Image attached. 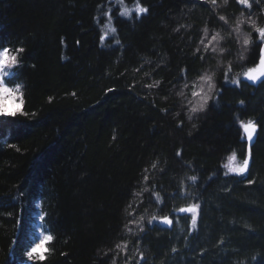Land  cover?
<instances>
[{
  "label": "trees",
  "instance_id": "1",
  "mask_svg": "<svg viewBox=\"0 0 264 264\" xmlns=\"http://www.w3.org/2000/svg\"><path fill=\"white\" fill-rule=\"evenodd\" d=\"M250 4L0 0V44L24 49L10 111L28 113L0 117V264H31L25 249L45 229L43 264H264V80L243 78L264 0ZM133 5L148 11L122 12ZM205 74L219 95L192 113ZM248 120V170L227 172L248 154ZM194 204L195 229L179 212Z\"/></svg>",
  "mask_w": 264,
  "mask_h": 264
},
{
  "label": "snow or ice",
  "instance_id": "2",
  "mask_svg": "<svg viewBox=\"0 0 264 264\" xmlns=\"http://www.w3.org/2000/svg\"><path fill=\"white\" fill-rule=\"evenodd\" d=\"M212 4L216 5V0H211ZM227 0H225V3ZM238 3L240 5H244L245 7L250 8V0H238ZM137 10L139 14H144L148 11L147 8H144L142 6H137ZM121 15H124L121 13ZM219 19L221 21H225L227 23L225 16H220ZM242 23L238 22L237 28L235 31L239 33V24ZM250 27L254 30L255 33L258 34V49H259V57H258V63L254 64V66L248 67L246 71L243 72V76L247 81H251L253 84L260 81L262 78H264V26H260L257 24L256 21L250 22ZM205 34L207 35V30L205 31ZM218 33L215 35H212L211 41H216L218 37ZM211 41H209L208 44H204V41L202 40L201 43L204 44V50L208 51L209 46L211 44ZM254 42L251 40L250 36H246L243 40V44L245 47L249 46L250 44H253ZM24 51L23 48L20 49H9L8 47H4L2 44H0V101H7L9 98L13 99L15 102L22 104L23 103V95L20 92V85L15 84V86H11L13 82L9 81L7 78L10 75L9 71H6V69H13L19 67V53H22ZM199 51V49H197ZM211 51L215 52L216 48L213 46L211 48ZM231 71V65L228 66V70L224 74L225 81L228 80L229 72ZM200 80L205 81L206 88H200L199 91L193 90L191 95L193 98H198L201 103L198 105L194 104L193 101H189V104L192 105L190 108V111L192 113H196L199 111H204L205 107L207 106L209 100L213 98V95H219L218 92L215 91L216 85L213 80L212 75H201ZM232 83L239 85L240 81L237 79H233ZM185 88L188 87V83L185 82ZM193 89H195V83L193 84ZM74 95V94H73ZM51 100V98H49ZM28 115V113H25L22 108L18 109L17 111H8L6 107L0 105V117H15L17 115ZM34 115V114H33ZM189 120L193 119L191 115L188 117ZM240 127L243 130V133L245 134V137L248 142V156L243 160L242 166L239 168L234 169L237 174H243L248 170L249 161L251 159V148L254 141V136L257 132V123L253 120H248L247 123H244L243 121L240 122ZM179 155V153H177ZM155 167V166H154ZM193 180L196 178L193 177ZM145 180H147V176H145ZM252 181H249L251 183ZM157 198L158 197V194ZM199 204H194L192 206L188 207H181L179 209L180 213H191V225L192 228L195 229L197 225V216H198V209ZM40 219L42 221L45 220V216L41 215ZM156 219V217H153V220ZM162 222L167 225H171L173 221L169 219V217L165 216L162 218ZM151 223V221H149ZM54 237L51 235L50 229H45L43 232L40 233L38 242H33L31 245L27 246L25 249V255L28 259V261L31 262V264H43L45 260L48 258V254L52 251V249L49 248V245L53 241ZM119 248L120 245H117ZM175 251V249H173Z\"/></svg>",
  "mask_w": 264,
  "mask_h": 264
},
{
  "label": "rangeland",
  "instance_id": "3",
  "mask_svg": "<svg viewBox=\"0 0 264 264\" xmlns=\"http://www.w3.org/2000/svg\"><path fill=\"white\" fill-rule=\"evenodd\" d=\"M122 12L124 13V14H131V13H138V10H137V5H133V6H129V7H122ZM109 30V27H107L106 28V30L105 31H108ZM10 69H6V71H9ZM243 78H245L244 76H243ZM206 88V83H205V81H202V80H200L199 81V85H198V87H197V90L196 91H199L200 90V88ZM193 103L194 104H196V105H198L199 103H201L202 101H200L198 98H193ZM0 105H2V106H4V107H6V109L8 110V111H10V110H14V109H16L17 107H19V103H17V102H15L13 99H11V98H9L7 101H0ZM192 105H190V107H191ZM244 123H247V121H245ZM241 130H242V128H241ZM242 135H243V139L246 141V143L248 144V142H247V139H246V137H245V134L243 133V130H242ZM256 135V134H255ZM247 156H248V154L246 155V157L245 158H247ZM242 164H243V161L242 162H238L237 160H235V158L232 156V157H230L227 161H226V163H225V165H224V167H225V169H226V171L227 172H230V173H236L235 171H233L234 169H236V168H239L240 166H242ZM244 174V173H243ZM171 225H169V227H170ZM40 236V235H39ZM39 236H38V238L35 240V242H38V239H39Z\"/></svg>",
  "mask_w": 264,
  "mask_h": 264
},
{
  "label": "water",
  "instance_id": "4",
  "mask_svg": "<svg viewBox=\"0 0 264 264\" xmlns=\"http://www.w3.org/2000/svg\"><path fill=\"white\" fill-rule=\"evenodd\" d=\"M261 80H264V78H262ZM250 82H251V81H250ZM254 138H255V136H254ZM248 147H249V145L247 144V153H248ZM159 223H160L161 225L165 226V227H169V225L164 224V223L162 222V218L159 219Z\"/></svg>",
  "mask_w": 264,
  "mask_h": 264
}]
</instances>
